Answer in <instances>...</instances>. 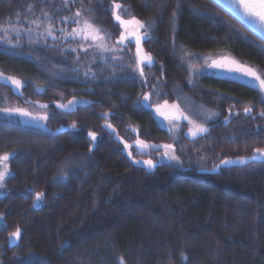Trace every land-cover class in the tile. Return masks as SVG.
I'll list each match as a JSON object with an SVG mask.
<instances>
[{
    "label": "trees",
    "instance_id": "1",
    "mask_svg": "<svg viewBox=\"0 0 264 264\" xmlns=\"http://www.w3.org/2000/svg\"><path fill=\"white\" fill-rule=\"evenodd\" d=\"M115 13L150 26V65ZM85 21L102 44L66 36ZM0 28V264H264V159L222 163L264 150V89L206 70L264 76V39L215 0H0ZM175 88L217 113L196 139L153 110ZM137 140L152 169L124 152Z\"/></svg>",
    "mask_w": 264,
    "mask_h": 264
},
{
    "label": "rangeland",
    "instance_id": "2",
    "mask_svg": "<svg viewBox=\"0 0 264 264\" xmlns=\"http://www.w3.org/2000/svg\"><path fill=\"white\" fill-rule=\"evenodd\" d=\"M115 15H118V14L115 13ZM115 15H114V19H115ZM122 20H124V19H122ZM127 20H132V18L127 19ZM136 20H138V19H136ZM144 25L145 26L143 28H139L138 32H137V35H140L142 37V39L139 42V45L144 39L148 38L151 35L150 28H149L150 26L148 27L146 24H144ZM135 27H137V26L128 25L127 27H125L124 25H121L122 34L126 37L123 40L121 39V41L123 43L124 42H132L133 44L137 45L136 37L129 35V32L132 31ZM92 28L96 29L93 26H92ZM77 33H79V34H77ZM89 33H91V34H89ZM47 34L51 35V34H49V32H47ZM69 34H71V35H69ZM93 35L96 36L97 38L93 39L92 38ZM66 36L79 38V39H88V40L97 42L99 44H102L104 42L101 34L98 31L92 32L91 29H87L85 27V22H80V24L77 27L73 28ZM231 62H232V60H230V59L209 60V61H207V64H206V67H207L206 70H208L210 72L224 73V74L231 76V77H234V78H239L242 80L249 81L250 77L245 76L243 73L234 72V71L230 72L227 70V68H221V67L215 66V63H221V64L228 65ZM0 78H2L1 75H0ZM174 93H175V102L172 104L163 103V104H161V106L163 107L164 110H167V109L173 107L174 105L178 106V108L177 107H173V108H175L177 110L178 116H179L180 112L183 113V116H181L179 119H176V120L172 119V118L159 119L160 124L163 127H165L166 129H168L171 133L178 134L179 130L181 129V127H180L181 122H185L188 125L186 132H190V129L193 127V125L189 123V120L195 121L197 124L202 125L204 127L206 122L216 118L217 113L214 110H211L209 108H206V107L200 105L199 103H197L190 96L185 94L179 88H175ZM155 108H156V106L153 107V110H154L155 114L157 115ZM184 116L188 117V119H184L183 118ZM22 118H25V120H27V121H32L29 116L28 117L22 116ZM137 142H138V140L134 141L132 143L123 142L122 145H123L124 152L131 158V160H133V162L140 161V163H136V164H139V165H142L146 168L152 169L153 167H149L147 164L144 163V161L152 160V157L150 156V154H151L150 152L156 148H154L152 145L147 144V143H144V144L148 145V147H146V148L141 147L140 145H138ZM125 144L130 145V147L126 148ZM160 149L162 150V152L164 154L163 159L170 160L171 159L170 157L172 156L171 148L166 149L163 146H160ZM166 152L168 153V155H165ZM129 153H131V155H129ZM147 156H149V157H147ZM253 156H255L256 159H263L260 157L258 151H255L249 158H246L245 161L250 159ZM158 161H160V159ZM228 161H232V163H239V158L231 159ZM153 163H154V165L157 164L156 161L155 162L153 161ZM4 168H5V163H0V171H3ZM7 172H8V169H7ZM8 174H9V172H8Z\"/></svg>",
    "mask_w": 264,
    "mask_h": 264
},
{
    "label": "snow or ice",
    "instance_id": "3",
    "mask_svg": "<svg viewBox=\"0 0 264 264\" xmlns=\"http://www.w3.org/2000/svg\"><path fill=\"white\" fill-rule=\"evenodd\" d=\"M231 5L234 8H238L243 16H245L246 18H248L251 22L257 24L260 28L264 29V0H230ZM117 8L120 7L119 4L116 5ZM29 10H31V6H29ZM77 15H79V13H77ZM115 15V14H114ZM174 15V14H173ZM115 19L117 21L120 22L121 25H124L125 27H127L128 25H134L137 26L135 27L132 31L129 32V35L135 36L136 37V41H137V45H139L140 40L142 39V37L140 35H137L138 29L139 28H143L145 25L139 21L136 20L135 18H132V20H122L121 17L119 15H115ZM78 22V21H77ZM85 27L87 29H91L92 32H96L98 31V29H93L92 26L85 21ZM0 31H3L5 34H7L8 32V28H0ZM17 36L20 35L19 31H17ZM49 34H51L49 32ZM79 34V33H77ZM91 34V33H89ZM71 35V34H69ZM93 39H96V36H92ZM126 37L122 34L121 35V39H125ZM72 51H75V49H73ZM140 54V50L138 48V56ZM140 61H147L149 64H151L152 62V58L151 56H142L140 57ZM216 67H221V68H227L228 71L232 72H240L243 73L245 76L252 78L253 81H258L259 85L262 89H264V76H262L261 74H259L255 69L251 68V67H247L244 65L239 64L236 61H232L230 64L226 65V64H221V63H215ZM141 75H143V70L141 69ZM8 79L12 80V82L16 85L17 88L21 87V82L19 80H16L12 77H8ZM145 100L148 99L147 96L144 97ZM74 101H69V104H72ZM167 103V102H165ZM41 107H47V105H41ZM59 107L62 108H67L68 105H59ZM173 107H177L178 106H173ZM2 111L8 113V114H12V113H19L22 116H31V113L26 112L23 109L20 108H5ZM250 109L246 108L245 112H249ZM261 116H264V112L260 113ZM181 116H183V113L180 112L179 116L176 117V119H179ZM36 118V117H34ZM184 119H188V117L184 116ZM38 119H47V116H42V117H38ZM189 123L193 125V127L190 129L191 135L196 136L198 133H203L206 132L207 129L204 128L202 125L197 124L195 121L189 120ZM73 127H76L75 124H73ZM108 127H111V125H108ZM89 135L92 137L93 140L96 139V134L93 132H90ZM138 145H140L141 147H148V145L144 144L143 141H138L137 142ZM125 147H130V145L125 144ZM166 149H170L172 148L171 145H164L163 146ZM260 157L264 158V150H257ZM129 155H131V153H129ZM165 155H168V153L166 152ZM171 159H175V160H179L178 156H175L174 154L170 157ZM9 159V155L5 154L3 156H0V163H4L5 161H7ZM244 157L239 158V163H244L245 162ZM251 159H256L255 156L251 157ZM135 163H140V161H135ZM145 164H147L149 167H154V163L152 160H146L144 161ZM222 163L224 164H228V163H232V161H228V160H224L222 161ZM8 175L7 172V165L5 164V168L3 171H0V187H2V182L5 179V176ZM44 193L43 192H38L35 194V199L33 200V206H37V203L40 202L42 200V198L44 197ZM2 218V217H0ZM21 229L19 227L16 228V230L12 233H10L9 235V241L13 240V238H15V240H19L21 238ZM119 264H123V258H120L119 260Z\"/></svg>",
    "mask_w": 264,
    "mask_h": 264
},
{
    "label": "water",
    "instance_id": "4",
    "mask_svg": "<svg viewBox=\"0 0 264 264\" xmlns=\"http://www.w3.org/2000/svg\"><path fill=\"white\" fill-rule=\"evenodd\" d=\"M218 4L224 7L228 12H230L233 16H235L239 21H241L244 25H246L249 29H251L254 33L264 39V29L260 28L257 24L251 22L248 18L243 16L242 12L238 8H234L230 0H215ZM139 48L140 54L139 56H147L142 50L140 45H137V49ZM145 65H150L147 61L142 62ZM155 111L157 112L159 118H172L176 120L178 116L177 110L173 107L164 110L161 105L156 106ZM186 138L196 139L199 136V133L196 136L191 135V132L185 133Z\"/></svg>",
    "mask_w": 264,
    "mask_h": 264
},
{
    "label": "flooded vegetation",
    "instance_id": "5",
    "mask_svg": "<svg viewBox=\"0 0 264 264\" xmlns=\"http://www.w3.org/2000/svg\"><path fill=\"white\" fill-rule=\"evenodd\" d=\"M264 159V158H263Z\"/></svg>",
    "mask_w": 264,
    "mask_h": 264
}]
</instances>
